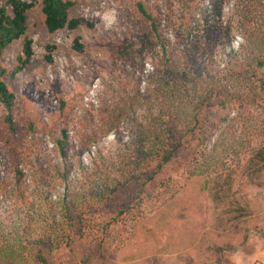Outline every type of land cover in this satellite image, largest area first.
<instances>
[{"label": "rangeland", "instance_id": "obj_1", "mask_svg": "<svg viewBox=\"0 0 264 264\" xmlns=\"http://www.w3.org/2000/svg\"><path fill=\"white\" fill-rule=\"evenodd\" d=\"M6 1L0 0V3ZM72 1L75 4L70 11L71 17L84 18L93 27L82 25L75 30L63 29L51 34L45 26L42 0H38L37 6L28 13L27 35L33 39L34 51L29 64L18 70V56L23 54L22 40L8 46L1 59L6 69L4 81L16 97L13 119L19 132L10 133L6 123L9 113L0 102V177L14 175L13 166L18 162V155L15 150L12 152V147L15 139L20 140L28 148L21 161L25 168L23 180L29 187L28 195L33 193L34 186L38 185L40 190L43 187L32 171L37 177H45L47 182L53 183L62 195L67 192L62 180L66 173L63 167L66 159L60 155L56 142L64 130L70 140L68 161L80 158V162L91 170L96 152L106 157L109 163L115 160L120 133L123 142L130 141L131 128L127 123L133 122L124 117L118 132L102 136L108 127L105 123H118L114 122V109L118 103L126 101L136 107L138 91L145 97L150 74L154 72L151 53L145 43L150 39L151 26L138 10L137 3L141 0ZM145 1L155 12L157 6L173 11L176 17L186 11L190 21L204 6L210 9L212 3V0ZM257 2L254 5L259 11L258 23L262 22L259 30L263 33L264 1L262 4L259 0ZM221 3V21L225 29L219 31L215 43L214 60L217 63L213 66L224 74L231 67L229 61L235 58V54L244 61L245 55L252 50L240 45L244 40L236 25L240 17L235 13L236 1L222 0ZM229 22H232L231 27H228ZM190 26L184 30L185 35L191 30ZM255 27L258 28L257 24ZM77 38L83 44L82 52L75 49ZM48 45L55 46L52 62L46 60ZM126 45L130 46L128 56L120 54ZM236 71L246 72L252 80L264 72L258 70L256 76L253 66L248 64L238 66ZM246 73L240 79L242 86L232 87L235 97L240 95L243 101L233 104L228 120L218 124L208 147L199 148L205 149L199 158L201 163L210 167L208 173L189 177L188 170L196 164L194 162L180 171H171L172 180L167 186L173 196L164 204L153 205L152 202V206L146 205L141 218L128 220L124 230H118L126 236L123 246L114 244L100 248L97 241L88 243L82 240L71 247L47 252L46 264H211L219 253L230 249V245L242 243L245 235L254 237L255 233L264 231V173L251 177L240 169L235 170L239 162L242 169L246 166L245 156L250 143H256L260 135L258 131L264 134V110L250 99H244L249 92L243 80ZM230 85H234V81ZM138 111V123H144L143 111ZM31 125L33 131L29 130ZM94 132L98 134V142L93 145V153L76 154L84 145V138L88 139ZM34 140L42 142L36 147ZM215 143L216 149L210 152ZM42 156L50 159L56 167L53 170L45 165L40 168L36 161ZM45 164L50 163L46 161ZM109 170L112 174L104 169L101 174L114 176L115 173ZM69 175L72 182L83 177L78 162ZM228 176H233V183L225 185ZM218 182L223 184L224 191L220 192L217 201ZM14 184L15 180H12L11 186ZM11 186L6 193L0 184V229L6 236L12 225L8 207L18 202L9 192ZM30 197V201L36 199ZM30 260L31 264H42L37 258Z\"/></svg>", "mask_w": 264, "mask_h": 264}, {"label": "trees", "instance_id": "obj_2", "mask_svg": "<svg viewBox=\"0 0 264 264\" xmlns=\"http://www.w3.org/2000/svg\"><path fill=\"white\" fill-rule=\"evenodd\" d=\"M221 1L212 0L209 4L211 10L204 6L199 14H194L192 21L186 11L176 17L173 11H166L160 6H157L156 12L153 11L145 0L137 3L141 16L151 26L150 39L145 43L151 53L154 72L150 74L145 97L138 91L136 107L128 105L126 101L118 103L114 109V122L118 123H105L108 127L102 135L118 132L121 121L126 117L133 122L127 123L131 128V139L123 142L120 133L115 160L109 163L106 157L96 152L93 167L89 170L80 162V158L73 159V162L67 160L70 140L67 130H64L56 140L60 155L66 159L63 162L66 173L62 175L67 188L64 195L53 187V183L47 182L45 177H37L33 171L32 175L43 187L40 190L36 185L31 195L26 193L29 187L23 180L25 168L21 161L28 148L20 140H14L12 152L15 150L18 155V162L13 166L14 175L0 177V184L7 193L12 180H15L9 192L18 202L8 207L11 214L8 218L12 221L10 232L6 236L0 229V263L31 264L30 259L37 258L38 262L46 264L47 252L71 247L82 240L88 243L90 240L97 241L100 248L114 244L121 247L125 244L126 236L118 230H124L130 220L141 218L146 205L152 206V202L153 205L164 204L167 198L173 196L169 194L170 188L167 186L172 180L171 171H180L194 162L196 164L188 170L189 177L209 172L210 167L201 163L199 158L205 149L199 148L208 147L218 124L228 120L233 104L243 101L240 95L235 97L232 87L242 86L240 79L246 72H237L236 68L252 65L256 76V71H264V32L259 30L262 22L258 23L259 11L254 5V2L258 4L257 0H235V13L240 15L236 25L244 40L240 45H244L243 49L250 48L252 52L245 55L244 61L235 54V60L229 61L231 67L224 74L213 66L217 63L214 60L215 43L219 31L225 29L221 21ZM262 1L259 0V4ZM41 3L45 26L51 34L63 29L75 30L82 25L93 27L84 18L71 17L70 11L75 4L72 0H42ZM37 4L38 0H7L4 4L0 3V102L9 113L6 123L12 135L19 132L13 119L16 97L4 81L6 69L1 59L8 46L22 40L23 54L18 56V70L29 64L34 51L33 39L27 35L28 13ZM187 26L191 30L185 35ZM231 26L232 22H229L228 27ZM79 40H75V49L82 52L84 47ZM129 48L126 45L120 54L126 53L128 56ZM47 49L46 60L52 62L55 46L48 45ZM261 74V77L252 80L246 73L243 80L249 92L244 99H250L264 110V72ZM224 80L230 82L222 83ZM232 81L234 85H230ZM144 98L145 101H142ZM138 110L143 111L141 118L144 123H138ZM29 130H34L32 125ZM258 132L260 135L256 143H250L245 156L246 166L242 169L239 162L236 165L238 169H235L251 177L264 173V134ZM84 139V145L76 154H92L98 134L94 132ZM41 142L34 140L33 144L38 147ZM215 149L216 143L210 152ZM46 161L50 164L46 165ZM50 161L42 156L36 162L40 168L45 165L53 170L56 165ZM76 162L82 169L83 177L72 182L69 173ZM38 165H35L37 170ZM103 169L112 174L111 169L114 176L102 175ZM232 180L233 176H228L224 184H232ZM217 186L220 187L215 194L218 201L224 189L219 182ZM30 196L36 199L30 201ZM37 198L40 201H36ZM233 247L235 245L228 248Z\"/></svg>", "mask_w": 264, "mask_h": 264}, {"label": "crops", "instance_id": "obj_3", "mask_svg": "<svg viewBox=\"0 0 264 264\" xmlns=\"http://www.w3.org/2000/svg\"><path fill=\"white\" fill-rule=\"evenodd\" d=\"M245 235L242 243L219 253L211 264H264V231Z\"/></svg>", "mask_w": 264, "mask_h": 264}]
</instances>
